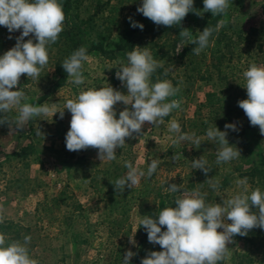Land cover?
Here are the masks:
<instances>
[{
  "label": "rangeland",
  "instance_id": "374dc122",
  "mask_svg": "<svg viewBox=\"0 0 264 264\" xmlns=\"http://www.w3.org/2000/svg\"><path fill=\"white\" fill-rule=\"evenodd\" d=\"M141 5L142 0H82L67 10L63 5L65 27L73 28L82 46L89 50L90 60L84 69L85 83L76 86L66 80L64 86L54 89L56 77L53 76L52 67L57 50L53 48L49 63L41 72L39 80L28 79L25 74L18 87L25 91L27 103H56L61 109L67 99H74L81 90L89 88L110 85L127 94V88L116 78L117 67L127 63V53L136 46L149 47L155 59L164 61V68L157 69L153 75V82L157 77L171 80L174 86L181 89L175 99L182 101L181 109L165 117L163 125L154 127L146 123L142 136L136 137L134 134L135 138H126L125 146L131 148L127 161H132L134 166L146 171L153 159L160 161L148 188L153 199L156 193L165 191L168 184H176L179 178L189 172L194 153H217L219 145L208 141L206 137L209 126L216 125L221 131H227V139L230 140L235 131L226 130L225 125L234 124L237 127V118L226 116L224 111L216 107H204L206 94L219 92L229 83L232 89L228 93L234 94L239 101L246 99L247 90L243 87L242 74L250 61L264 65V36L260 37L261 51L253 43L257 38L250 37L247 42L241 39L237 41L232 53L223 52L226 53L223 62L229 67L223 69L226 74L221 75L214 68L206 69V66L213 67L221 59L223 44L217 42V35L213 34L210 46L200 55L192 53L195 45L185 53V49L192 44L182 42L179 36L182 28H186L195 37L197 31H202L199 25L206 20L209 12L202 16L190 12L180 26L159 29L151 34L144 30L150 19L137 11ZM111 7L115 11L110 15ZM194 7L202 11L203 0H195ZM109 17L113 18V24L106 21ZM220 20L225 23L217 32L223 27L229 35L245 36L251 29L264 32V0H230L227 15H222ZM133 22L143 24L144 28L141 30L136 27L128 36L127 32L133 30ZM21 34L22 30L10 33L6 27L0 26V56L16 45ZM122 36H127L125 44H132L133 37L142 40L121 49ZM28 39L34 37L30 35L25 41ZM99 45L104 47V52L91 50L93 46ZM178 47L181 48L179 52ZM198 67L205 76L203 79L198 75ZM165 69L169 70L167 76H164ZM115 107L118 118L119 112L130 106L120 102ZM239 110L243 112L240 107ZM15 114L16 110L13 109L7 115L14 119ZM173 119L180 124L183 132L204 137L199 149L188 142L173 145L174 134L168 131V124ZM70 120L71 113L65 110L63 119L57 113L53 117L35 118L23 129H17L14 122L11 126L0 128V204L7 209L5 221L32 229L29 233L32 237L30 254L40 264H123V257L129 250L135 254L130 264H142V259L149 252L163 249L148 241L147 233L144 234L145 230L139 225L142 215L137 209L124 218L112 217L107 213L106 202L93 188V178L98 170L107 169L114 161L103 163L98 159V150L93 148L75 152L67 150L66 134L70 129ZM243 120L241 117L242 123ZM24 147L28 149L23 153ZM259 148L264 151V145L252 141L251 149L242 151V155L236 159V166L247 170L251 165L250 160L259 159ZM175 152L182 154L178 161L171 159ZM116 167L121 173L120 178L127 174L124 164L120 163ZM237 179H240L239 173L230 178L232 185L229 187H221L223 183L220 182L219 190L212 189L207 183L198 189L206 192L207 197L211 194L215 196L210 203H222L223 199L237 191ZM62 192L68 199L65 203L60 201L55 205L53 200L60 197ZM234 241L229 245L231 256L220 264L262 261L250 242Z\"/></svg>",
  "mask_w": 264,
  "mask_h": 264
},
{
  "label": "clouds",
  "instance_id": "9594fccd",
  "mask_svg": "<svg viewBox=\"0 0 264 264\" xmlns=\"http://www.w3.org/2000/svg\"><path fill=\"white\" fill-rule=\"evenodd\" d=\"M194 2L142 0L137 11L157 26L172 27L180 26L190 12L200 16L205 12L221 16L227 15L230 8V0H203L202 11L195 9ZM65 20L61 0H0V26L10 33L22 30L16 45L0 56V124L11 126L14 122L17 129H23L38 117H53L59 113L63 119L68 110L71 120L66 134L67 150L93 148L98 150V159L103 163L115 161L117 149L124 148L126 138H135L134 134L142 136L146 123L154 127L163 125L165 117L181 109L182 101L175 99L181 89L169 79L157 77L153 82L157 69L164 68V61L155 59L149 47L136 46L127 53V63L121 64L116 71V78L127 88V94L109 85L81 90L74 99H67L62 109L56 103H27L25 91L18 87L20 79L26 74L28 79L39 80L49 63L50 51H54L51 46L57 43L64 30ZM224 23L220 20L215 27L197 31L195 37L191 30L182 28L179 36L182 42L195 45L192 53L200 55L210 46L213 33ZM132 27L142 30L144 25L133 22ZM30 35L34 39L25 41ZM180 50L178 47L177 52ZM89 60L87 48L83 46L64 59L62 67L68 83L76 86L85 83L84 69ZM168 71L164 70V76ZM242 75L247 99L240 100L238 106L250 124L258 126L260 134L264 135V65L252 63ZM120 102L130 107L120 111L117 118L115 106ZM13 109L16 114L10 119L7 114ZM225 129L236 131V126L226 124ZM168 131L174 134L173 145L188 142L199 149L204 139L195 133L183 132L174 119L169 122ZM227 136L228 132L221 131L216 125L206 130L207 140L219 145L215 160L218 166L241 156L239 148L231 145ZM181 155L175 152L171 159L178 161ZM159 163V159H153L145 171L134 166L132 161H125L127 174L111 183L117 193H123L126 187L133 189L142 178L151 179L157 173ZM191 167L202 170L206 176L212 170L205 156L193 160ZM206 183L214 190L220 188V181L215 177L207 179ZM235 185L237 191L222 203H208L207 193L198 188L189 192L183 184H168L166 192L180 194L175 198V206L164 207L155 215H143L139 219L148 241L163 249L149 252L142 264H220L231 256L229 245L235 242V236H247L254 228L264 229V190L250 189L248 177L237 179ZM6 218L7 209L0 204V224ZM165 226L166 231H162ZM31 240L30 235H25L23 240L9 241V237L0 232V264H40L30 254ZM134 255L131 250L127 251L123 264H130Z\"/></svg>",
  "mask_w": 264,
  "mask_h": 264
},
{
  "label": "trees",
  "instance_id": "16d2710c",
  "mask_svg": "<svg viewBox=\"0 0 264 264\" xmlns=\"http://www.w3.org/2000/svg\"><path fill=\"white\" fill-rule=\"evenodd\" d=\"M80 1L82 0H64L63 5L65 10L72 7L74 3ZM109 11V14L111 15V13L115 11V8L111 7ZM221 17L222 15L213 16L212 13L209 12L208 17L202 24L199 25V27L202 31L208 26L215 27L220 21ZM112 19L109 17L106 21L110 24H113ZM168 28L171 27L162 25L157 26L151 20H149L144 30L146 29V32L154 34L156 30H168ZM107 29L109 30L110 28L107 26ZM134 29L135 28L127 32L126 35L130 36L132 32H134ZM213 34L217 35V42L223 44V49L221 53V59L213 67L206 66L207 71L214 68L218 74L225 75L226 70L223 69H228L229 66L225 65V63L223 62L224 58L226 57V53L223 52L230 51L232 53L235 44L240 39L244 42H247L248 38L256 37L257 39L253 40V43H256V47L259 51L262 50L260 37L264 36V32L261 31L251 29L250 32L245 36L235 34L229 35L225 32L223 27L219 32H214ZM125 38H127V36H122L120 39L122 45L119 48L121 49L127 47V45H129V47L132 45H136L138 43V40H142L140 38L133 37L132 44H129V42H126L128 44H125ZM81 46L82 42L79 39L76 31L73 28L64 27V30L60 34L57 43L51 46L52 49L54 48L55 50H57L55 52L56 60L52 67V69H54L53 76L56 77L53 83L54 89L64 86L67 80V73L62 67V62ZM192 46L194 45H191L190 48L185 49V53H188L191 48H193ZM91 50L104 52V47L100 45L93 46ZM249 60H252V58H249ZM252 63L255 62H248L247 68ZM197 71L200 79H203L205 76L202 72V69L198 67ZM230 89H232V86L229 83H226L225 88L221 91L207 93L206 103L204 107H216L219 110L224 111L226 116L237 118L239 124L236 127V131L231 135L229 143L238 147L240 152L249 151L251 149L252 141L258 145H264V136L260 134L259 127L252 126L250 124V121L248 120L244 111L239 112L240 110L238 106V97H236L234 94L228 93ZM241 117H243L244 119L243 123L241 121ZM7 125L8 124H0V128ZM27 149L28 147H24L22 152L24 153ZM130 151V147L124 146L123 149L119 150L117 160H115L113 164L107 169L98 170L93 178V188L95 192L99 193L102 199L106 202L107 213L112 217L124 218L128 216L133 210L137 209L142 216L155 215L164 207L175 206L174 201L176 196L180 195L179 193H169L162 190L161 192L156 193L155 197L151 199V193L148 191V188L151 186L153 177L151 179L145 177L138 187H135L133 189H129L126 187L123 193L116 192L114 185L111 183V181H114L121 176V173H118V168L116 166L120 163L124 164V162L128 160V154L130 153ZM201 156H205L212 169L207 176L203 173L202 170L193 169L191 167L192 161L198 159ZM257 156H259L258 160H250L251 165L247 170H241L236 166V160H233L228 164L218 166L215 164V153H194L191 164L189 165V172H187L183 176V178H179V182L177 181L176 184H183L184 189L190 192L194 189H197L198 187L201 188L204 184H206L207 179L215 177L223 183L221 187H229L232 185L230 178H232L235 173H239L240 179L244 177L249 178L250 189L259 187L261 188V190H264V151L259 148ZM182 191L183 189H181V192ZM67 199L68 197L66 196V194L62 192L60 197H57L53 200V203L55 205L60 201H62V203H65ZM212 199H215V196L213 194H211L210 197L206 198V202L210 203L209 201H212ZM143 230L145 229L143 228ZM162 231H166V226L162 228ZM0 232L5 233L9 237V241L23 240V236L29 235V233L32 232V229L30 227H24L15 222L5 221L3 224H0ZM143 233L146 234L147 232L143 231ZM234 239L238 241L245 240L250 242L257 253L262 257L261 262L257 263L253 260H250L249 264H264V229L254 228L249 231V234L247 236L237 235L234 237ZM157 246L158 248H161L158 244Z\"/></svg>",
  "mask_w": 264,
  "mask_h": 264
}]
</instances>
